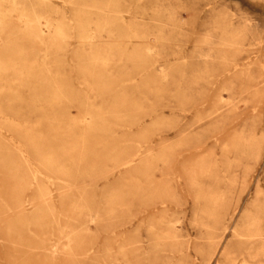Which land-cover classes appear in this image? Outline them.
Returning a JSON list of instances; mask_svg holds the SVG:
<instances>
[{"label":"rangeland","instance_id":"rangeland-1","mask_svg":"<svg viewBox=\"0 0 264 264\" xmlns=\"http://www.w3.org/2000/svg\"><path fill=\"white\" fill-rule=\"evenodd\" d=\"M0 79V264H264V0H0Z\"/></svg>","mask_w":264,"mask_h":264},{"label":"bare ground","instance_id":"bare-ground-1","mask_svg":"<svg viewBox=\"0 0 264 264\" xmlns=\"http://www.w3.org/2000/svg\"><path fill=\"white\" fill-rule=\"evenodd\" d=\"M116 1V0H115ZM119 2V1H118ZM141 2V1H140ZM110 4V3H109ZM115 4V3H114ZM88 5V4H87ZM84 6V5H83ZM106 6H108V4L106 5ZM115 12V11H114ZM128 12V11H127ZM97 14V13H96ZM88 15V14H87ZM115 15V14H114ZM68 17V16H67ZM15 20V19H14ZM86 21V20H85ZM122 21V20H121ZM88 23V22H87ZM104 24V23H103ZM123 24V23H122ZM81 25V24H80ZM85 25V24H84ZM98 25V24H97ZM105 25V24H104ZM124 25V24H123ZM87 26V25H86ZM99 26V25H98ZM103 26V25H102ZM125 26V25H124ZM83 27V26H82ZM90 27V26H89ZM97 28V27H96ZM80 29H81V27H80ZM83 29V28H82ZM129 29V28H128ZM87 30V29H86ZM93 38V37H92ZM91 38V39H92ZM90 39V38H89ZM90 39V40H91ZM94 39V38H93ZM87 41V40H86ZM89 41V40H88ZM88 41H87V43H88ZM99 42V41H98ZM102 42V41H101ZM105 42V41H104ZM83 43V42H82ZM7 46V45H6ZM108 46V45H107ZM101 47V46H100ZM7 48V47H6ZM76 48V47H75ZM3 49H5L4 47H3ZM124 49V48H123ZM127 49V48H126ZM125 50V49H124ZM148 51H150V50H148ZM5 52V51H4ZM18 55V54H17ZM124 56V55H123ZM122 56V57H123ZM19 57V56H18ZM17 57V58H18ZM99 58V57H98ZM100 59V58H99ZM111 59H113V57L111 58ZM101 60V59H100ZM9 61V60H8ZM96 61V60H95ZM120 61V60H119ZM138 61V60H137ZM11 62V61H10ZM22 65V64H21ZM64 65V64H63ZM94 65H95V63H94ZM29 66V65H28ZM13 67V66H12ZM37 67V66H36ZM14 69V68H13ZM25 69V68H24ZM5 70V69H4ZM12 70V69H11ZM5 73H8V72H5ZM43 75V74H42ZM69 77V76H68ZM4 78V77H3ZM39 78V77H38ZM41 78V77H40ZM62 78V77H61ZM27 79V78H26ZM42 79H43V77H42ZM74 79V78H73ZM1 80V79H0ZM21 80V79H20ZM5 81H6V78H5ZM43 81V80H42ZM48 81H49V79H48ZM2 82H3V80H2ZM36 82H38V81H36ZM41 82V81H40ZM53 82V81H52ZM41 84V83H40ZM12 85V84H11ZM47 85V84H46ZM84 85V84H83ZM55 86V85H54ZM38 87V86H37ZM56 87V86H55ZM26 88V87H25ZM24 90V89H23ZM41 90V89H40ZM56 90H57V88H56ZM58 91V90H57ZM61 91V90H60ZM59 92V91H58ZM84 92V91H83ZM24 94V93H23ZM60 94V93H59ZM27 95V94H26ZM53 97V96H52ZM71 100V99H70ZM52 101V100H51ZM48 106V105H47ZM49 107V106H48ZM89 107V106H88ZM49 109V108H48ZM83 109V108H82ZM91 112V111H90ZM97 114V113H96ZM75 122V121H74ZM82 122V121H81ZM24 154V153H23ZM22 154V155H23ZM40 208L42 207V206H39ZM38 207V208H39ZM38 210V209H37ZM247 224V223H246ZM247 226H249L248 224H247ZM249 228V227H248ZM235 231H234V233H233V236H235V237H238V238H242V239H244V240H247L249 243H255L254 241H257V239L260 237V238H262L263 236L262 235H260L259 234V232H258V230L257 229H255V230H252V231H250V232H247V229L245 228V225L243 224V225H238L235 229H234ZM261 245H264L263 243L261 244ZM261 248H263V246L261 247ZM225 248H224V250H223V253H225ZM123 253V252H122ZM226 254V256H227V258H229V256H228V252L227 253H225ZM232 264H239L237 261H234ZM241 264H255V263H252V262H249L247 259L246 260H244Z\"/></svg>","mask_w":264,"mask_h":264}]
</instances>
